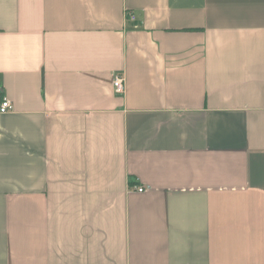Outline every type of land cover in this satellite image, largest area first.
<instances>
[{
    "label": "crops",
    "instance_id": "0c3cea01",
    "mask_svg": "<svg viewBox=\"0 0 264 264\" xmlns=\"http://www.w3.org/2000/svg\"><path fill=\"white\" fill-rule=\"evenodd\" d=\"M3 98L0 264H264V0H0Z\"/></svg>",
    "mask_w": 264,
    "mask_h": 264
},
{
    "label": "built area",
    "instance_id": "2783aa9c",
    "mask_svg": "<svg viewBox=\"0 0 264 264\" xmlns=\"http://www.w3.org/2000/svg\"><path fill=\"white\" fill-rule=\"evenodd\" d=\"M126 15L129 20L134 21L135 18L133 15L131 14H126ZM112 86L116 94L122 95L124 93V77L122 74L119 73L114 74ZM12 109H13L12 103L8 99L3 98L2 101L0 102V113L6 114L12 111ZM134 190H136L138 193L144 192L143 187H134Z\"/></svg>",
    "mask_w": 264,
    "mask_h": 264
}]
</instances>
